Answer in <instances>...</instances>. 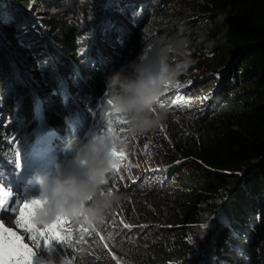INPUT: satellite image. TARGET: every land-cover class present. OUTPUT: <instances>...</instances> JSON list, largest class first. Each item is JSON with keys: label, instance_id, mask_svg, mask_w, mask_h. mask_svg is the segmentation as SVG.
<instances>
[{"label": "trees", "instance_id": "trees-1", "mask_svg": "<svg viewBox=\"0 0 264 264\" xmlns=\"http://www.w3.org/2000/svg\"><path fill=\"white\" fill-rule=\"evenodd\" d=\"M48 3L59 9L62 2L0 0V31L11 34L4 24H22L25 45L42 31L52 55L34 60L39 86L29 93L6 87L3 74L12 71L5 58L0 122L30 142L38 131L54 136L56 146L69 143L68 126L88 120L89 111L107 128L110 100L123 85L157 73L163 60L179 70L176 78L189 95H210L197 104L183 99L192 131L171 139L180 162L168 167L167 181L139 184L137 222L121 243L123 258L126 264H194L196 252L205 250L206 264H264V0H74L72 9L81 3L76 16L47 30L42 9ZM6 36L2 41L13 43ZM213 48L226 51L224 74L209 75L203 90L187 87ZM18 49V56L30 49L39 57L43 47ZM0 141L4 158L7 142ZM145 216L156 223L144 226Z\"/></svg>", "mask_w": 264, "mask_h": 264}, {"label": "rangeland", "instance_id": "rangeland-1", "mask_svg": "<svg viewBox=\"0 0 264 264\" xmlns=\"http://www.w3.org/2000/svg\"><path fill=\"white\" fill-rule=\"evenodd\" d=\"M60 2L62 3L57 4L59 9H56L53 3H48V6L42 9L45 14L49 15L47 19L50 23L44 24L47 30L53 24L59 28H64L66 22L71 17L76 16L75 9L78 10V6L81 4L79 3L75 9H72L75 4L74 0H60ZM38 7L36 6L35 8L39 10ZM124 22L126 21L124 20ZM4 26L12 30L11 34H8L9 32L7 31L5 34L0 31L2 46H0V52L2 53L0 65L4 64L5 58L9 59L11 64L10 71H12L11 75L3 74L5 82H7L6 87L12 86L19 91L27 90L28 93L33 92L39 86L36 83L37 77L33 69L34 60L38 58L50 60L52 58L51 53L48 51L50 50L48 46L50 43L47 42V34L44 37L42 31L36 32L33 28H29L30 31L33 30L41 36L29 40V44L25 45L22 40L23 37H20L25 30V28L22 29V24L15 25L16 28H12L9 24H4ZM0 28H2V25ZM6 34L7 40L13 43L21 39V45H11L13 43L7 44L5 40L2 41L3 35ZM39 45L43 49L41 54H38L39 57H37L29 48H37ZM18 48H21V50L27 48L29 53L18 56L20 52ZM226 58V51L221 48H213L205 56V63L198 65L197 70L188 76V79L192 82L187 87L203 90L208 86L207 78L209 75L213 74L220 78L225 71V65L222 62ZM33 82L35 83L33 84ZM121 90H123V93L120 97L117 95L109 102L112 121L108 128H101V131L93 133L87 128L80 130L81 139L87 140L88 149L95 145L93 150L99 154L106 146L111 144L112 155L120 162L117 167L105 174V180L101 185L99 195L103 196L105 193L117 192L120 197L113 207L103 214L102 220L92 223L81 214V222L77 224L64 217L68 220L63 225L67 230V239L52 240L45 246L43 239L39 243L33 241L31 235L16 223V218L19 216V209L24 202L32 201L37 196L39 197L35 198V200H42L40 197V183L41 180L45 179L46 172H36L34 175H29L25 183L8 186L12 194L18 199V203L14 205V208H16L14 214L1 221L0 224L19 235L21 242L33 251L31 264H126L123 258L126 252L122 248L121 243L127 238L125 234H128L132 224L137 222V219H134V215H137V210L133 197L137 196L138 186L141 182H143V185L146 182H152V185L155 186L161 180L167 181L165 174L168 167H171L173 162H180L177 155L176 158L172 157L174 148L171 145V139L189 135L194 125L190 110L184 107L183 99L185 100L186 97L190 96L197 104L202 102L204 98L208 99L207 96L209 97L210 95V93H207L210 91L207 90L202 91L204 97L189 95L186 86L182 87V83L175 77L173 82L164 84L160 95L156 98L150 110L151 115L162 113L163 118L157 127L140 135L132 134L130 131L131 110L123 112L120 108V103L129 99L132 93L125 89ZM4 122H0V140L2 138L6 142L8 140V143H6L7 155L11 156L14 166H16L17 153L19 164L25 158L19 148L20 145H23V138H21L20 131L12 130L11 133ZM174 133L176 134L174 135ZM9 134L11 135L8 136ZM78 150H82L80 145L73 152L74 157ZM78 165L79 163L76 164L77 173H80L81 168ZM65 171H71V166L65 167ZM13 173L10 174L9 172V176L13 177ZM33 173V169L24 171L26 175ZM0 184L2 187L10 185L5 180V177L1 175ZM30 184H32V187H30ZM89 203H91V199ZM139 212L141 211L139 210ZM149 219L150 216L144 217V222H146H143L144 226H151V223H156L152 222L153 219L151 221ZM0 232H2V229H0ZM205 252V250L196 252L198 256L197 258L194 256V264H206L204 261ZM78 253H81L79 258H77ZM235 256L238 257L239 255L236 254ZM0 264H3L2 260H0Z\"/></svg>", "mask_w": 264, "mask_h": 264}, {"label": "clouds", "instance_id": "clouds-1", "mask_svg": "<svg viewBox=\"0 0 264 264\" xmlns=\"http://www.w3.org/2000/svg\"><path fill=\"white\" fill-rule=\"evenodd\" d=\"M178 74L179 70L169 69L161 60L157 73H150L135 83L123 85L126 91L132 93L129 99L120 103L123 112H132L129 121L132 134L143 135L158 126L163 115H151L150 110L164 84L173 82ZM117 79L118 77L113 76L112 82L115 83ZM65 148L72 150L73 143L69 142ZM111 148L109 144L99 154L94 150L88 153L78 150L73 160L68 161L64 167L57 165L50 177L41 180L40 197L44 203L35 215L34 222L37 226L51 224L61 216L78 224L81 222V214L92 223L102 220L103 214L120 198L117 192L99 195L105 174L120 163L113 157ZM76 162H79L80 173L65 171V167H70Z\"/></svg>", "mask_w": 264, "mask_h": 264}, {"label": "snow or ice", "instance_id": "snow-or-ice-1", "mask_svg": "<svg viewBox=\"0 0 264 264\" xmlns=\"http://www.w3.org/2000/svg\"><path fill=\"white\" fill-rule=\"evenodd\" d=\"M123 38L124 36H122ZM16 166L19 168L18 153ZM43 203L42 200L24 202L19 209L16 223L31 235L33 241L39 243L43 239L45 246L52 240L67 239V230L63 225L68 220L64 217H58L53 223L43 227L35 224L36 212ZM12 211H15V208ZM204 226L206 228L207 224ZM0 229H2V232H0V260L3 261V264H31L33 251L21 242V237L2 224H0Z\"/></svg>", "mask_w": 264, "mask_h": 264}, {"label": "bare ground", "instance_id": "bare-ground-1", "mask_svg": "<svg viewBox=\"0 0 264 264\" xmlns=\"http://www.w3.org/2000/svg\"><path fill=\"white\" fill-rule=\"evenodd\" d=\"M225 49V48H224ZM8 126V125H7ZM3 127V126H2ZM5 133V132H4ZM12 133V132H11ZM11 134H9L8 136H10ZM7 137V136H6ZM13 142V141H12ZM10 146V145H9ZM126 162V161H125ZM126 165V164H125Z\"/></svg>", "mask_w": 264, "mask_h": 264}]
</instances>
